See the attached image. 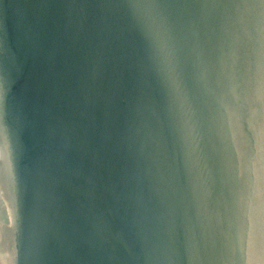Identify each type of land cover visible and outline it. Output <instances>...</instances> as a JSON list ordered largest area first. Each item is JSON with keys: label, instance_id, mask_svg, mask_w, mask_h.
I'll return each mask as SVG.
<instances>
[{"label": "water", "instance_id": "95a60500", "mask_svg": "<svg viewBox=\"0 0 264 264\" xmlns=\"http://www.w3.org/2000/svg\"><path fill=\"white\" fill-rule=\"evenodd\" d=\"M0 264H264V0H0Z\"/></svg>", "mask_w": 264, "mask_h": 264}]
</instances>
